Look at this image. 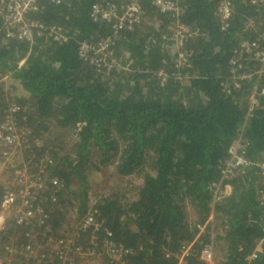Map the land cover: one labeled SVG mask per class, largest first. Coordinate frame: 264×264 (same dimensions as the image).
Listing matches in <instances>:
<instances>
[{"label": "trees", "instance_id": "trees-1", "mask_svg": "<svg viewBox=\"0 0 264 264\" xmlns=\"http://www.w3.org/2000/svg\"><path fill=\"white\" fill-rule=\"evenodd\" d=\"M153 1L139 0L142 24L115 40L114 54L126 69L108 74L83 63L77 48L112 35L111 25L90 17L91 6L121 7L122 0H62L60 5L41 0L27 17L62 27L65 43L37 39L30 47L0 36V80L11 74L27 94L18 101L26 107L16 114L20 124L42 143V136L54 129L74 130L71 155H59L54 142L33 145L30 151L34 161L48 155V176L64 182L58 203L48 205L51 224L54 230L62 227L64 210L75 207L74 195L79 213L85 214L88 170L113 164L117 178L139 173L141 184L133 199L118 192L98 197L97 234L125 246L133 264H174L163 252L192 239L196 225L212 213L224 231L212 242L210 234H203L199 242L220 248L217 264H264V176L258 166L264 162V95L252 103V82L239 84L231 94L221 86L239 41L253 37L246 25L249 19L259 20L257 6L251 0H232V17L222 29L217 0H170L177 11L165 14ZM177 24L198 34L187 37L182 48L192 52L188 68L176 67ZM160 70L167 74L163 83L156 75ZM259 87L264 88V77ZM6 100L0 93V117ZM237 140L245 144L249 164L221 181L222 164ZM219 184L230 186L231 193L215 200ZM189 208L196 216L193 222ZM86 232L80 239L85 247L91 229ZM190 264L203 263L193 257Z\"/></svg>", "mask_w": 264, "mask_h": 264}, {"label": "built area", "instance_id": "built-area-1", "mask_svg": "<svg viewBox=\"0 0 264 264\" xmlns=\"http://www.w3.org/2000/svg\"><path fill=\"white\" fill-rule=\"evenodd\" d=\"M40 1L0 0V36L5 40L27 43L30 47L37 39L65 43L67 36L62 27L46 25L27 17L38 10ZM50 1L55 5L62 3V0ZM122 2L121 7L98 2L91 6L90 17L94 21L111 25L113 31L111 36L97 43L81 42L78 45V58L98 73L108 74L116 68L126 69L114 54L115 40L121 32H131L142 24L143 13L139 0ZM251 2L257 6L256 11L259 13V20L252 18L247 21L246 30H250L253 37L239 41L228 63V76L221 86L224 93L231 94V90L239 84L252 82L253 92L249 100L254 103L255 96L264 95V88L259 87V81L264 77V0ZM153 4L163 14L177 11L176 5L170 0H154ZM232 14V0H217V16L222 29L228 27ZM173 34L175 45L179 48L176 67L188 68L192 52L182 48L185 39L192 36L193 32L187 26L177 24ZM197 35L195 33L192 37ZM25 60H21L18 66L20 67ZM156 75L162 83L167 79V74L163 70ZM176 75L175 78H181L180 73ZM12 79L14 80V77L8 73L0 83L5 84ZM5 94L7 100L4 104L7 109L5 108L0 117V156L8 164L16 159V153L29 150L35 139L32 130L26 125H21L16 115L20 111L24 112L26 107L23 109L18 104L19 98L13 92ZM33 145L36 146V140L32 147ZM244 150L245 144L239 140L231 145L230 156L224 160L221 167V181L237 168L249 164L244 158ZM51 164L52 160L48 155L38 161L33 160L32 166L37 168V172L27 168V173H16L14 184L0 185V264H93L98 258H103L106 264H133L132 252L125 246L109 238L101 239L100 234H97L100 225L94 207L83 214L84 218L78 220L74 226L70 228L62 226L59 228L60 232L54 230L48 205L58 203L59 193L64 190V182L55 176H48ZM258 166L264 176V162ZM9 167L13 169L12 164ZM220 185H217L214 191L215 200L222 196L218 191L222 189ZM196 228L197 233L192 239L183 241L175 251L165 250L164 257L174 264H190L193 257H198L203 264H217L215 245L213 243L202 245L199 242L203 234H210L211 239L214 237L213 216H209L205 223L196 225ZM88 229L93 231L87 236L88 244H92V247L89 245L85 247L80 243L81 237ZM108 236L112 235L108 233ZM99 243H102V246Z\"/></svg>", "mask_w": 264, "mask_h": 264}, {"label": "rangeland", "instance_id": "rangeland-1", "mask_svg": "<svg viewBox=\"0 0 264 264\" xmlns=\"http://www.w3.org/2000/svg\"><path fill=\"white\" fill-rule=\"evenodd\" d=\"M189 50V49H187ZM19 87V88H18ZM13 92L14 95L17 98H25L22 93V95L20 94L22 92V89L20 88V86L15 82V80H11L5 84L2 85V88L0 90V93H7V92ZM74 130H66V131H60L57 129H54V131L50 132L49 134H44V136H42V138L44 139V142L47 143H51L54 142L55 144V148L58 150L59 148V152L58 154L63 156L64 154H72V148H73V144H74ZM34 138V135H33ZM35 139V138H34ZM35 141V140H34ZM32 141V143L34 142ZM42 141H37L36 140V146L38 148H42L43 144ZM32 143L30 145V149L29 150H25V152H20V153H16L15 154V160L8 164H6L1 156H0V185L4 186L7 184H14L15 182V178L17 176L16 173L20 174L23 172L27 173V168L30 169V171H32V163L34 160V156L31 155V150L32 148ZM53 144V146H54ZM49 145V144H48ZM52 146V144H51ZM52 146V147H53ZM50 147V146H49ZM55 149V150H56ZM46 152H49L50 149L48 147H46L44 149ZM0 154H1V150H0ZM30 156L28 157L27 155ZM25 155V156H24ZM91 157L96 160V156L95 154H91ZM148 164L150 165V160L147 161ZM13 165V169L11 167H9L10 165ZM95 164V163H94ZM98 164V162L96 163ZM146 165V166H147ZM94 166V165H93ZM99 166V165H98ZM8 167V168H6ZM36 172H37V168H36ZM88 182H89V187L87 190V200H88V205H87V209H86V213L91 210L93 207L95 208V204H97V199H99L98 197H100L102 195V193H105L107 195H111L114 193H119L120 195L124 194L127 197H130V199H133L136 195V193L138 192V187L141 184V175L139 173H136V175H131L127 178H117V175L115 174V168L113 166V164H109L106 166H99V169L95 168V167H91V170H88ZM74 187V186H72ZM76 187V186H75ZM215 189H217V186L215 187ZM219 194L222 196H227L231 193V187L230 186H224L223 189H218ZM72 202L75 203V207H68L64 210V213H66L65 216V221L63 223V227H67L70 228L72 226H74L78 220H80L81 218H84V215L80 214L78 211V203H77V199L76 196L74 195L72 197ZM80 205V203H79ZM78 206V207H77ZM188 212V217L189 220L191 222H193L195 216V213L193 212V210L191 208H189ZM213 216L214 219V223H215V230L213 232L214 237L212 238V240H214V238L216 237V235H218V233H222L224 231V229H222V226L220 225V221L215 220L216 216L215 215H210V217ZM219 224V225H217ZM53 227V225H52ZM57 232V230H55ZM60 232V230H59ZM93 232V231H92ZM91 232V234H92ZM215 248L218 250L216 253V258H222L223 253L220 251V248L217 247L215 245ZM220 251V252H219ZM89 263H91V260L89 261ZM93 264H103V260L98 258L96 260H94Z\"/></svg>", "mask_w": 264, "mask_h": 264}, {"label": "crops", "instance_id": "crops-1", "mask_svg": "<svg viewBox=\"0 0 264 264\" xmlns=\"http://www.w3.org/2000/svg\"><path fill=\"white\" fill-rule=\"evenodd\" d=\"M122 61V60H121ZM17 83V82H16ZM18 84V83H17ZM19 85V84H18ZM19 88V87H18ZM21 88V87H20ZM22 93H23V95H22ZM22 96H24V97H26V93L22 90V92L20 93Z\"/></svg>", "mask_w": 264, "mask_h": 264}]
</instances>
